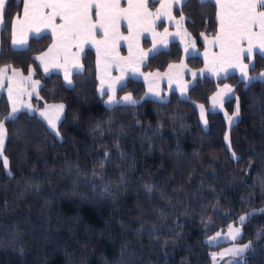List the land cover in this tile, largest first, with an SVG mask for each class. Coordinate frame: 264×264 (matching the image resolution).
I'll use <instances>...</instances> for the list:
<instances>
[{"label": "trees", "instance_id": "1", "mask_svg": "<svg viewBox=\"0 0 264 264\" xmlns=\"http://www.w3.org/2000/svg\"><path fill=\"white\" fill-rule=\"evenodd\" d=\"M22 10L23 0L6 4L0 69L33 70L39 105L63 103L65 111L56 136L27 111L6 120L10 106L0 98L9 161L5 168L0 160V264H210L228 243L210 245L207 238L245 214L240 241L250 249L241 264H264V80L204 77L187 98L172 91L161 101L144 98V83L128 78L117 94L129 92L137 102L108 107L98 93L94 49L84 51L83 70L67 86L36 59L52 43L50 34L31 37L23 49L12 46V24ZM173 13L184 16L200 50L201 35L218 32L212 0H184ZM149 42L143 40L145 49ZM182 58L180 43L172 41L143 70L164 71ZM186 62L204 65L199 55ZM262 70L264 56L255 54L250 72ZM221 84L234 87L225 110L232 114L238 97L239 119L228 127L224 113L209 111L204 128L196 104L208 106Z\"/></svg>", "mask_w": 264, "mask_h": 264}, {"label": "snow or ice", "instance_id": "2", "mask_svg": "<svg viewBox=\"0 0 264 264\" xmlns=\"http://www.w3.org/2000/svg\"><path fill=\"white\" fill-rule=\"evenodd\" d=\"M9 0H0V23L3 22L4 13L6 11V4ZM175 3H180V0H174ZM186 2V0H185ZM203 4L204 0H199ZM220 11L217 13L219 20V32L215 34L214 43H217L220 48L219 54L213 57V65H219L223 70H227L229 67H239L244 79L249 80L258 79L248 77L247 64L243 63L246 55L251 58L254 49L259 48L261 53H264V0H215ZM149 0H128V6L122 8L120 6V0H23V19L19 18L17 14L15 22L12 24L11 31V43L13 46L24 45L27 43V32L35 30L37 33L41 31V27L50 28L52 35L56 40L53 44V48L63 49L65 52L69 50V47L76 43V47L79 51H83V44L92 43L97 47L98 63L99 54L103 49V57L110 64H119L121 62L129 65L137 66L142 63L146 58L147 53H144L138 48L139 36L148 30H153L155 21L151 18L153 15L157 19L160 16H167L170 20L173 19L171 14L172 3L169 0H164L161 3L160 9L154 14L149 11ZM95 8L96 21L92 20V9ZM44 9H51L50 13H45ZM56 17H59L62 23L57 25L55 23ZM184 17L181 16V20ZM121 20L127 21L128 35L124 36L119 31V24ZM180 21H177L179 24ZM259 29L256 31L255 29ZM99 30L103 33V39L96 40V31ZM19 31V38L17 32ZM165 35H167V29H165ZM120 40H124L128 43L129 56L127 58L120 57L115 53V50ZM163 42V41H162ZM247 42V47H243V43ZM137 45V55H132L133 45ZM155 48V41H154ZM49 51H52L50 48ZM187 51V48L185 49ZM208 53H205L207 61ZM39 59V57H38ZM65 65L59 64L56 60L53 61L52 66L64 67L65 80L69 85L72 84L71 69L67 66V56H65ZM77 70L82 69V65L77 60L74 64ZM175 67L169 65V68ZM7 68L0 69V73L6 71ZM45 72L48 71V66H45ZM137 68L133 67V71ZM16 74L17 70L12 69ZM31 71V70H30ZM123 73V69H122ZM196 77V73L192 74ZM264 77V73H261ZM123 76L117 77L115 81L108 84V90L113 93L109 95L106 103L111 104L114 102L115 84L118 83ZM10 79V78H9ZM30 79V76H29ZM103 85V81H101ZM39 85V81H33L32 87L35 89ZM224 88L227 92L231 93L232 89L225 85ZM9 99L12 97V87L9 83L8 86ZM101 95L106 94L103 87L100 89ZM31 95V94H30ZM125 101H132L131 95H127L123 98ZM237 104L233 116L229 117V122L233 121L234 117H238L240 114L239 98L237 97ZM213 101H216V97H213ZM201 107V118L204 117V108ZM56 115L49 117L46 113H41L42 116L48 122L51 130L56 136L60 133L57 130V121L60 119V113L64 110V105L59 104L54 106ZM15 102L13 103L12 112L17 111ZM13 118L11 115L5 117V119ZM207 123V121H205ZM101 126L98 124L96 130H100ZM7 136V129L4 127V123L0 122V156L3 155V147L5 137ZM227 140L228 137L226 136ZM107 157V152L105 153ZM233 157L236 158L235 153ZM7 157L3 158V166L8 167ZM95 174V173H94ZM123 180V177H121ZM149 193L152 192V188L145 186ZM107 191V189H105ZM163 195V193H161ZM264 211V210H262ZM241 221L244 217L240 218ZM238 231V230H237ZM247 245L230 249L233 254H238L244 251ZM21 255L24 250L20 249Z\"/></svg>", "mask_w": 264, "mask_h": 264}, {"label": "crops", "instance_id": "3", "mask_svg": "<svg viewBox=\"0 0 264 264\" xmlns=\"http://www.w3.org/2000/svg\"><path fill=\"white\" fill-rule=\"evenodd\" d=\"M163 1L164 0H161V2H163ZM212 1L216 4L215 0H212ZM169 2L172 3V8H171V11H172L173 7H175L178 3H175L174 0H169ZM216 6H217V9L219 12L220 9H219L217 4H216ZM44 12L50 13L51 9H44ZM171 14H172V12H171ZM19 18L21 20L23 19V10H22L21 14L19 15ZM93 19L95 22L96 18L94 17ZM15 20H16V17L14 19V22H15ZM121 22L122 21H120V23ZM166 22L170 23V24L171 23L174 24L176 29L173 28L172 31H174V32L171 31L172 35H169V36L164 35L165 33L163 34V32L160 33V36H161V39H162L163 45H164L163 47H165L164 49H166L170 42L178 41L182 47V50H183V58H182V60H180L178 62L170 64V65H174L175 67L169 68V66H168L164 71H159V70L144 71L143 70V66L146 63L147 58L149 57L150 54H148L147 49H145L142 45L141 46L139 45V47L141 48V50L144 53H147V56L143 60V62L139 63L137 66L125 64L123 62H121L119 64H110L103 57V49H101V52L99 54V63H98L97 47L92 43L83 44L82 45L83 51H79V49L76 47V43H78V42H74L69 47V50L67 52H65L63 49L53 48V44L56 43V40L52 35V31L50 28H45L43 26L41 27V31L39 33H37L34 29L27 32V43L26 44L16 45V46L12 45V46L15 49H23V48L27 47L29 39L31 37L41 36L44 34H50L53 38L52 43L50 44L48 49H46L44 52L38 54L36 59H37L38 64L42 68V71L45 74L60 73L63 76V80H64L65 85H67V86H71L73 84L72 75L76 72H81L83 70V67H82V69L77 70V68L74 66V64L77 60V54H78V63L80 65H82V55H83L84 51L87 48L94 49L95 53H96V61H97L98 93L100 96L104 97V103L108 107H112V106L119 105V104H133L134 103L135 99L131 93H129V92L123 93L121 96H118V94H117L118 89L130 77L134 78V79H138L144 83V85L146 87V92L144 95L146 97H144V98L161 100V101L167 100L169 93L172 91L176 92L182 98H187L189 89L198 80L203 79L204 77H210L212 79L217 80V79L224 78V77L231 75V74H236L241 80L245 81L246 83H250L254 80H264V77L261 76V73H264V70H262L256 74H252L250 72V69L254 64L255 54H260V55L264 56V53H261L258 47L256 49H254V53H253L251 58H248L246 55L245 59L243 60V63L247 64L249 66L247 68L248 77L258 78V79H252L249 82V80L243 78L242 73H241V69L239 67H229L225 71L219 65H213V63H212L213 57L215 55L219 54V52H220L219 45L217 43H214L215 35L214 36L201 35L200 38L204 44V48L200 50L197 46L195 38L187 31L186 28H184V24L181 21L179 24H177V22L174 21V17L171 20L167 17ZM55 23L57 25H59L60 23H62V21L60 20L59 17H56ZM2 25H3V23H0V28L2 27ZM255 30L258 31L259 29L257 28ZM119 31L124 36H127L129 34L127 28L124 32L123 30H121V27H119ZM177 31L180 33V35L182 37L181 41L176 40L178 37L176 34ZM169 32L170 31H168L167 34ZM218 32H219V20H218ZM173 35H175V38H173ZM17 37L19 38V31L17 32ZM140 37H142V39H143V33L139 36V40L141 41L142 39H140ZM101 39H103V33L100 32L99 30H97L96 31V40H101ZM165 41H166V44H164ZM126 43L127 42L124 40L119 41V44L115 50V53L118 54V56H120V57H126L127 56V54H125L126 53V50H125ZM242 46L246 48L247 42H244ZM50 48L52 49V51H49ZM186 48H187V51H185ZM206 52L208 53L207 61L205 58ZM190 55L201 56L203 61H204V65L198 69L190 67L186 62V58ZM65 56H67V66L71 69V72H72V75H71L72 84L71 85H69L68 82L65 80L64 67L63 66L62 67L52 66L54 60H56L61 65H65V63H66L65 62ZM38 57H39V59H38ZM46 65L48 66L47 72H45V70H44ZM133 67H136L137 70L133 71ZM4 68H7V70L4 71L3 73H0V98H1V96L6 97L8 103H9V106H10V113L12 112L13 106L10 104L9 98L7 95L9 83L11 84V87H12V93H16L18 97L21 96L24 99V102L29 103L30 107H31V108H29V107L24 108L25 110H20L18 108V105L16 104V107L18 110L15 113L12 112L11 116H15L16 114H18L21 111H27L31 114H36L46 123V125L48 126L50 131H52L50 126L48 125L47 120L45 119L44 116L41 115V113H46L47 116L54 117L56 115V111H55L54 106L59 105V104H63V103H46L43 105H39L38 101L41 99L40 93H39L41 83L34 76V71L31 70V71H29V73L24 74L21 70L13 68L11 66H4L1 69H4ZM12 69H16L17 73L14 74ZM122 69H123V73H122ZM193 73H196L195 78L192 75ZM29 76H30V79H29ZM121 76H123V78L118 83L115 84V93H114V97L121 98V99L118 100V104H115V103H117V101H114L111 104L106 103V101L108 100V96L113 95V93L108 90V84L111 83L112 81H115L117 77H121ZM33 81H39V85L35 89L32 87ZM101 81H103V85H102ZM225 85H228L232 89L231 93L227 92V90L224 88ZM101 87L104 88L106 94L101 95V92H100ZM127 95H131L133 102L125 101L123 99ZM214 96L216 97L215 102L213 101ZM234 96H235V91H234L233 86H231L229 84L219 85L217 90L211 95L209 105L208 106L203 105V108H204L203 119L201 118V107H200L202 104H196V105H198L197 109L199 112L200 121H201L202 126L204 128L207 127V123H205V121H207V113L209 111H220V112L224 113L228 127H230L233 123H235L239 119V116L234 117L233 121L230 123L229 117L233 116L234 112L232 114H229L225 110V103L228 100L232 99ZM35 102H37V103H35ZM64 111H65V105H64L63 112L60 113V119L56 122L57 123V130H58V125L63 118ZM5 140H6V137H5ZM4 146H5V141H4ZM3 150H4V147H3ZM3 158H4V152H3V155L0 156V160H3ZM241 238H242V236H241ZM221 243H228L229 244V242H221ZM218 244H220V243H218ZM210 245H217V244H210ZM221 249L216 250L212 253L210 264H213L215 262V260L217 262L225 260V258L222 255H220L218 258L216 257V254H219L221 252L220 251ZM221 263H219V264H221Z\"/></svg>", "mask_w": 264, "mask_h": 264}, {"label": "rangeland", "instance_id": "4", "mask_svg": "<svg viewBox=\"0 0 264 264\" xmlns=\"http://www.w3.org/2000/svg\"><path fill=\"white\" fill-rule=\"evenodd\" d=\"M183 1L184 0H181L180 1L181 3H178L175 7H180V5L183 3ZM153 2H157V4L154 7H150V3H153ZM161 3H162L161 0H149V4H148L149 11H151L152 13L155 14L157 12V10L160 9ZM120 6L122 8H126L128 6V0H120ZM175 7H173V9L171 11L172 12V16L174 17V21L175 22L181 21L184 24V28H186L185 27V18L182 21L181 20V16L177 17V16L174 15L173 10H174ZM91 15H92V20L94 21L93 18L94 17L96 18L95 8L92 9ZM151 19L155 21V24H154L155 36L153 34V30L144 31L143 32V39H142V37H140V39H142V40L141 41L139 40V42H138V48L141 50L139 45L143 46V40L146 38V39H148L150 41L149 42L150 46L147 49L148 54H150L149 56H151L152 54L156 53L157 51H160V50L165 48V47H163L164 45H163L160 33L163 32V34H164L165 33V29H167V32L170 31L167 34L169 36V35H172L171 31H172L173 28H175L174 24H172V23L170 24V23L166 22L167 16H160V18L157 19L156 16L153 15V17ZM121 21L122 22L119 24V27H121V30H123L125 32V30L127 28V25H126L127 21H125V20H121ZM161 22H164L165 26L162 29H158L157 25H159V23H161ZM172 32H174V31H172ZM176 34L178 36L176 40H180L181 41L182 37H181L180 33L177 31ZM173 38H175V35H173ZM154 41H155V48L153 46L154 45ZM164 44H166V41L164 42ZM125 50H126L125 54H127V56L125 55L126 56L125 58H127L129 56L128 43H126ZM132 55L133 56L137 55V45H135V44L133 45V48H132ZM190 56H192V55H190ZM7 95H8V98H9V92L8 91H7ZM144 97H146V96H144ZM119 99H121V98L114 97V101H117V103H115V104H118V100ZM9 102H10V104L12 106H13V103L15 102V104L18 105V108L20 110H25L24 108H27V107L31 108L30 104L27 103V102L25 103L24 99L21 96L18 97L16 93H12V97H11V99H9ZM135 102H137V101L134 100V103ZM35 103H37V102H35ZM196 106H198V105H196ZM11 114H12V112L9 115H11ZM227 141H228V139H227ZM259 210H264V207L259 209ZM241 217H244L243 221H241V219H240ZM240 218H239L238 224L231 225L225 231H219V232L215 233L214 235L210 236L209 238H207V242H209L210 244H218V243H221V242H229V244H227L226 246L222 247V249L220 250L221 252L219 254H216L217 258L220 255H222L225 258V260L219 261V262H217L215 260V262L213 264H219L221 262H222L221 264H241L243 262L242 256L245 255L249 251L250 242H242V241H240L241 236H243V222L246 220V214L240 216ZM245 245H247V247L244 248V251L240 252L238 254H233V252L229 251L230 249L241 248V247H243Z\"/></svg>", "mask_w": 264, "mask_h": 264}]
</instances>
